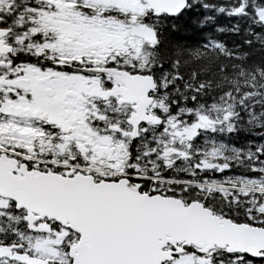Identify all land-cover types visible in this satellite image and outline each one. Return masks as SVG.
I'll list each match as a JSON object with an SVG mask.
<instances>
[{"label":"snow or ice","instance_id":"6c2138e0","mask_svg":"<svg viewBox=\"0 0 264 264\" xmlns=\"http://www.w3.org/2000/svg\"><path fill=\"white\" fill-rule=\"evenodd\" d=\"M0 264H264V0H0Z\"/></svg>","mask_w":264,"mask_h":264}]
</instances>
